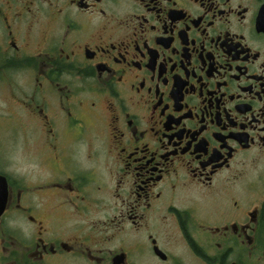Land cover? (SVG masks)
<instances>
[{"label":"flooded vegetation","instance_id":"1","mask_svg":"<svg viewBox=\"0 0 264 264\" xmlns=\"http://www.w3.org/2000/svg\"><path fill=\"white\" fill-rule=\"evenodd\" d=\"M0 89V264H264V0H0Z\"/></svg>","mask_w":264,"mask_h":264},{"label":"rangeland","instance_id":"2","mask_svg":"<svg viewBox=\"0 0 264 264\" xmlns=\"http://www.w3.org/2000/svg\"><path fill=\"white\" fill-rule=\"evenodd\" d=\"M24 112L0 89V151L19 171H24Z\"/></svg>","mask_w":264,"mask_h":264},{"label":"water","instance_id":"3","mask_svg":"<svg viewBox=\"0 0 264 264\" xmlns=\"http://www.w3.org/2000/svg\"><path fill=\"white\" fill-rule=\"evenodd\" d=\"M5 185H6V178L0 174V213L3 211V209L5 207L6 197L2 193V188Z\"/></svg>","mask_w":264,"mask_h":264}]
</instances>
